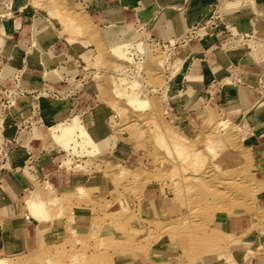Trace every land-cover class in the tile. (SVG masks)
<instances>
[{"label": "rangeland", "instance_id": "rangeland-1", "mask_svg": "<svg viewBox=\"0 0 264 264\" xmlns=\"http://www.w3.org/2000/svg\"><path fill=\"white\" fill-rule=\"evenodd\" d=\"M23 1L25 0H16L20 3ZM26 2L25 7L18 12L19 16L34 14L39 21L47 20L56 37L63 40L62 43H77L91 48L89 57L72 71L71 76L62 78L61 84L64 86L56 90L67 95L74 92L81 81H87L95 98L110 108L113 115L110 126L112 133L106 137V146L117 135L121 141L114 152L108 154L104 151L106 147L81 146L87 140V131L94 130L97 138L109 131L103 120H100L101 117H95L88 126L81 124L76 116L71 117L68 123H41L43 147L57 148L60 152L58 167H64L66 172L80 176L97 174L99 180L104 181L105 187L96 195L90 194V190L83 185H76L66 192L61 191L54 183L60 173L58 169L45 171L43 177L34 178L30 187L23 191V207L39 223H53L52 233L44 240L39 236L36 247L14 257L12 264H119L124 258L133 259L138 264H164L146 259L148 247L156 244L172 250L173 256L184 264H205L219 255L224 259L223 264H229L228 261L241 264L235 253L227 250L230 235L226 234L221 220L237 213L262 218L264 187L253 173L252 148L239 134L236 123L222 109L210 103L204 106L197 103L192 113L182 114L190 98L185 92L173 91L175 89L172 87L180 82L185 70L186 63H180L178 57L183 55L184 46L181 44L187 43L188 38L183 37V34V38L176 42L177 45L171 47L169 43L153 40L146 29L121 23L118 25L133 27L132 30L135 28L139 35L134 38L133 45L123 46L122 51L116 52L102 36L101 30L109 24L100 26L94 23L81 2ZM222 2L223 0H218L217 6ZM217 6L211 13L213 17L208 18L212 20L211 26L216 19H220L217 18L218 15L225 14L224 7L221 4ZM9 7V0H0V11L7 12ZM16 14L17 12L14 13ZM42 24L44 25V21L36 20L30 28L32 40L36 35L40 38V44L51 32L50 27L41 31L39 25ZM207 24L210 22L207 21ZM218 24L229 26L221 21ZM198 28L194 29L193 35L204 30ZM232 32L235 33L233 30ZM253 36L264 40V30L257 31ZM137 40L142 42L140 46L136 45ZM38 43L32 41V51L36 52L37 57H42L40 59L43 61L45 53ZM175 64L179 65L178 71L183 72L176 74ZM233 70L230 69L219 82L237 80L236 71ZM56 74L58 75L57 71L51 68L45 77L57 76ZM123 76L137 83L134 92L146 93L145 99L150 101L146 107L133 108L126 104L124 98L112 94V83ZM21 78L19 87L12 93L15 96L12 105L4 107L6 115H0L4 116V120H0L1 138L6 133L9 112L13 113L23 107L18 101V97L22 96L19 93L31 91L22 83L26 76ZM259 82L264 85V71ZM35 89L32 92L35 100L42 101L51 98L48 90L54 88L48 83H41ZM177 93L179 96L174 98L173 94ZM6 97L12 99L11 95L0 90V99ZM33 106L34 104L25 110L31 113L34 111ZM206 109L211 110L210 116L205 114ZM41 119H44L43 115ZM71 127L75 133L69 143L72 146L76 144L74 151L65 150L58 137L64 136ZM162 129L167 130L170 135L177 132L178 137L185 138L186 145L191 150L188 161L178 159L154 140L157 132ZM209 138L212 141L210 145H216L212 146L213 149L207 144ZM169 140L172 141L171 138ZM166 142L164 143H169ZM25 152L24 146H20L14 154L21 158L11 161L9 157V166L13 169L19 166L24 170L28 169L22 162ZM95 152L96 155L88 156ZM263 153L260 154L263 156ZM36 181L42 186L49 185L46 186L48 199L52 195L55 197L46 210L48 217L45 214L41 217L33 214L26 203L25 197L31 198ZM148 203L154 205L155 209L150 216H145L142 212ZM164 205L170 210L167 214L163 213ZM80 206L86 208L85 216L75 213V208Z\"/></svg>", "mask_w": 264, "mask_h": 264}, {"label": "crops", "instance_id": "crops-1", "mask_svg": "<svg viewBox=\"0 0 264 264\" xmlns=\"http://www.w3.org/2000/svg\"><path fill=\"white\" fill-rule=\"evenodd\" d=\"M75 1L81 2L92 21L100 26L123 23L146 29L153 40L169 43L171 47L183 37L188 38L187 43L181 44L182 47L184 46L183 55L178 57L180 63H186L185 70L176 72L183 74L180 82L172 87L175 89L173 91L185 92L190 98L182 114L192 113L197 103L203 106L210 103L222 109L224 114L236 123L239 134L252 148L253 173L264 187V157L260 154L264 152V85L259 82L264 71V40L253 36L257 31L264 30V0H223L220 4L224 7L225 14L218 15L217 18L220 19L215 18L214 25L207 27L201 24L212 21L211 13L214 12L218 0ZM9 4L22 3L16 0L13 3L9 0ZM24 7L25 5L22 8ZM35 19L34 14L19 16L17 12L12 16L10 28L6 32L0 26V89L4 92L17 89L18 79H22L23 75L26 78L22 83L26 88L31 89L18 97L23 107L7 115L8 125L4 138H1L0 134V143L7 140L5 146L8 148L5 156L4 151H0V256H20L36 247L40 240L39 236L44 240L52 233L53 223H39L27 214L22 203L23 191L30 187L34 178L43 177V172L60 170L54 183L57 189L64 192L76 185H83L90 190V194L96 195L105 187L104 181L99 180L97 174L80 176L66 172L64 167H58L61 160L59 150L43 147L41 127L43 123L48 125L61 121L68 123L71 117L76 116L82 124L88 126L97 113L105 127L109 129L98 138L102 140L112 133L110 126L113 115L110 108L95 98L96 95L90 91L89 84L84 80L74 92L62 95L61 98L51 96L42 101L35 100L32 92L36 91V86L41 83H48L54 89L64 86L61 84L62 78L67 79L71 76L72 71L89 57L91 50L89 46L83 47L77 43H62L63 40L56 37L47 20L36 19L38 22L44 21V25H39L41 31L44 32L46 27L51 28L42 45L39 44L45 53V58L43 57L41 61V57H37L36 52L32 51L30 28L33 27ZM220 21L229 26L218 24ZM199 26L201 28H198ZM197 28L204 30L193 35L194 29ZM41 35L44 36L42 33ZM51 68L56 70L58 75L46 78ZM230 69L236 71L237 80L220 83L219 81ZM2 101L0 99L2 103L0 115L4 111ZM32 104L34 111L29 113L25 109L26 107L29 109ZM255 111L258 113L257 122L243 118L245 113H255ZM42 115L45 120L41 119ZM28 119L30 122L34 119L38 121L36 124L32 123L31 127L15 128L18 126L17 123ZM120 141L121 138L117 135L104 151L107 154L113 153ZM20 146H24L26 151L22 159L24 165L28 166L26 170L20 166L13 169L8 164L9 157L11 161L21 158L14 154ZM96 154L95 152L88 156ZM12 165L16 166L13 163ZM262 196L264 198V189ZM84 209L86 208L83 206L76 207L75 213L81 217L85 216L87 213ZM153 209L155 206L148 203L142 214L150 216L154 212ZM162 209L164 214L170 211L165 205ZM221 222L226 234L230 235L227 250L235 253L237 261H241V264H264V216L258 218L252 214L237 213L222 219ZM146 259L164 264H184L173 256L172 250L162 244L150 245ZM223 262L224 259L219 255L218 258L209 259L205 264H223ZM227 263L233 264L231 261ZM119 264L138 263L133 259L124 258Z\"/></svg>", "mask_w": 264, "mask_h": 264}, {"label": "bare ground", "instance_id": "bare-ground-1", "mask_svg": "<svg viewBox=\"0 0 264 264\" xmlns=\"http://www.w3.org/2000/svg\"><path fill=\"white\" fill-rule=\"evenodd\" d=\"M7 1V0H6ZM159 2H169L170 0H158ZM26 0L22 2V4H14V5H10L9 10L7 12H1L0 13V26L2 27L3 31L6 32L10 26V20H12V17H10V15H14L15 12H19L21 10V8L26 4ZM35 5V4H33ZM141 11V10H140ZM145 11V10H144ZM80 13V12H79ZM139 14V13H138ZM152 14V13H151ZM133 27H129L126 25H118V24H109L108 27L106 28H101V32H102V36L104 38H106L107 42L110 44H108L110 47H112L114 49V51L116 52H120L123 49V46H127L128 45H133L134 44V38H136L139 34L137 33L136 30H132ZM131 30V31H130ZM100 32V33H101ZM143 34V33H142ZM33 42L38 41L40 44V38L36 35L33 36ZM133 42V43H132ZM24 44V43H22ZM142 44L141 41L137 40L136 45L140 46ZM111 49V48H110ZM42 52V51H41ZM113 52V51H112ZM125 52V51H123ZM114 53V52H113ZM42 54V53H41ZM44 54V53H43ZM42 58V57H41ZM117 65V64H116ZM120 67L121 64H119ZM118 65V69L120 68ZM173 66V65H172ZM176 68V71H178V64H175L174 66ZM113 68H116L115 66ZM139 69V68H138ZM174 69V68H173ZM117 70V69H116ZM121 70V69H120ZM172 72V71H171ZM130 73V71H129ZM128 73V74H129ZM139 76V75H138ZM130 78V77H129ZM228 78V77H227ZM110 79V78H109ZM21 81V79H18V83ZM109 82V81H108ZM224 82H227L224 80ZM228 82L229 79H228ZM110 83V82H109ZM137 85V83L133 80H130L126 77H119L118 80H115L112 85H111V92L114 96L116 97H121L124 98V100L126 101V104L131 105L133 108H139L142 109L144 107H146L148 105V103L150 101H148V99H145V95L143 92L141 93H136L133 90L135 89V86ZM1 90V89H0ZM2 91V90H1ZM4 92V91H2ZM8 95L12 96V99L9 98H5L7 99V103H4L3 101V105L5 106H11L12 105V100L15 99V96L12 95V93L14 94V90L10 91V92H6ZM109 94V93H108ZM182 95V94H181ZM186 95V94H185ZM166 95H164L165 98ZM172 96V95H171ZM177 96H179V94H173V97L176 98ZM188 97V96H187ZM115 98V97H114ZM109 99V98H108ZM2 100H4V98H2ZM105 100V99H104ZM115 101H117L116 99H114ZM123 100V101H124ZM111 101V100H110ZM109 102V101H108ZM112 104V103H111ZM120 104V103H119ZM125 105V104H124ZM150 105V104H149ZM122 107V106H121ZM120 108V107H119ZM121 110V109H120ZM123 111H121L122 113ZM205 114H207L208 116L211 115V110L210 109H206V111H204ZM4 115H6L7 111L4 109L3 111ZM11 113V112H9ZM146 115V114H145ZM245 116V117H244ZM243 116V118L245 120H250L251 122H257V116L258 113L255 111V113L251 112V113H245V115ZM95 117L100 118L99 114H95ZM126 117V116H125ZM132 118V117H131ZM140 118V117H139ZM0 120L3 121L4 120V116L0 117ZM100 120L102 121V119L100 118ZM242 120V119H241ZM0 121V122H1ZM170 121V120H169ZM135 123V120H134ZM82 124V123H81ZM246 125V124H245ZM254 127V126H253ZM99 128V127H98ZM104 128V127H103ZM250 128V127H249ZM92 129V128H91ZM103 130H107L108 129H103ZM94 130H89L86 133L87 135V140L85 141V143H81V146H85V145H97L98 148L99 147H106L107 144V138H104L102 140H98V138L96 137L95 133L93 132ZM159 131V130H158ZM170 131V130H169ZM172 131V130H171ZM75 130L73 127H71L69 129V131L64 135V136H58L61 140L60 143L62 145V147L65 150H75L77 148L76 144L75 145H70V140L72 139V136L74 135ZM166 133V134H165ZM213 133V132H211ZM168 134L167 130H161L160 132H157V134L154 137V140H156L158 142V144H160L161 146H163L165 149H167V151L170 154H175L176 157L182 161H186L190 155H191V150L188 149V146L186 145V141L185 138L183 137H178V134L176 132V134L170 135L167 137L166 135ZM164 135L168 138V140L166 139V137H164ZM171 136H177L175 137H171ZM109 137V136H108ZM166 140H164V138ZM169 138L172 139L171 142H169ZM163 140V141H162ZM167 141L169 143L165 144L164 142ZM214 141V140H213ZM189 142V141H188ZM210 145L211 138L208 139L207 141ZM53 144V142H51ZM80 143V142H79ZM173 143V144H172ZM214 143V142H213ZM190 144V143H189ZM220 144V143H219ZM208 147V145H206ZM211 148L212 146L215 147L216 145L211 144L210 145ZM170 147V148H169ZM210 148V149H211ZM209 149V150H210ZM213 149V148H212ZM173 152H172V151ZM93 151V150H92ZM172 152V153H171ZM263 157H264V153H263ZM200 160V159H198ZM188 161V160H187ZM197 161V160H196ZM182 165V163L180 164ZM198 168V167H196ZM197 170V169H196ZM199 170V169H198ZM203 170V169H202ZM182 172V171H181ZM178 173V172H176ZM184 175V174H183ZM184 178V177H182ZM190 178V177H189ZM197 179V178H196ZM183 181V180H182ZM46 186H49L48 184ZM46 186H42L39 184L38 181L34 182V189L31 191V198L25 197L26 203H28L29 208L32 210L33 214L36 215H40V217L42 216V214L46 215L48 214L46 212V210L49 208V205L55 200L54 195H52L51 199H48L46 197ZM186 191V190H185ZM49 215H46L45 217H48ZM74 228V227H73ZM14 260V256L12 255H4L3 257L0 256V264H12Z\"/></svg>", "mask_w": 264, "mask_h": 264}, {"label": "built area", "instance_id": "built-area-1", "mask_svg": "<svg viewBox=\"0 0 264 264\" xmlns=\"http://www.w3.org/2000/svg\"><path fill=\"white\" fill-rule=\"evenodd\" d=\"M212 24V22H210V24H207V23H205V22H203L202 24H201V26H203V27H207V26H209V25H211ZM66 90V89H65ZM48 92L53 96V97H59V98H61L62 97V91H59V90H56V89H53V90H51V91H49L48 90ZM20 95H23L24 94V92H21V93H19ZM13 95V94H12ZM3 102L4 103H7V99H5L4 98V100H3ZM1 104V106H2V103H0ZM37 119H34V121L33 122H30L29 121V119L28 120H25V121H23V122H21V123H17V122H15V124L17 123L18 124V126L17 127H15L16 129H18V128H20V127H25V126H29V127H31V125H32V123H37ZM12 141H13V139H11ZM7 143V140H3V141H1V143H0V151L1 150H3L4 151V156L6 155V153H7V151H8V148H6V146H5V144Z\"/></svg>", "mask_w": 264, "mask_h": 264}]
</instances>
